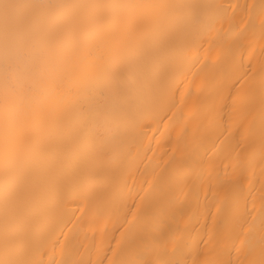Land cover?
Returning a JSON list of instances; mask_svg holds the SVG:
<instances>
[{
  "label": "bare ground",
  "instance_id": "bare-ground-1",
  "mask_svg": "<svg viewBox=\"0 0 264 264\" xmlns=\"http://www.w3.org/2000/svg\"><path fill=\"white\" fill-rule=\"evenodd\" d=\"M3 79L2 264H264V0H0Z\"/></svg>",
  "mask_w": 264,
  "mask_h": 264
},
{
  "label": "snow or ice",
  "instance_id": "snow-or-ice-1",
  "mask_svg": "<svg viewBox=\"0 0 264 264\" xmlns=\"http://www.w3.org/2000/svg\"><path fill=\"white\" fill-rule=\"evenodd\" d=\"M98 6L106 9H126L138 7L139 5L128 3H103ZM0 88L4 90V95L0 97V154L7 157L22 128L18 116V109L14 108L11 103L15 94L11 80L9 79L7 82L4 79L0 80ZM5 89H7V94H5ZM0 264H2V262H0Z\"/></svg>",
  "mask_w": 264,
  "mask_h": 264
}]
</instances>
